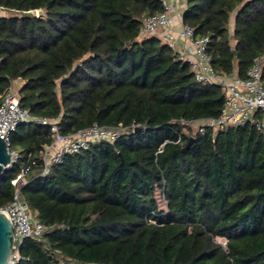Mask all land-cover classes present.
I'll list each match as a JSON object with an SVG mask.
<instances>
[{
	"label": "trees",
	"instance_id": "1",
	"mask_svg": "<svg viewBox=\"0 0 264 264\" xmlns=\"http://www.w3.org/2000/svg\"><path fill=\"white\" fill-rule=\"evenodd\" d=\"M0 7L11 12L0 14V104L21 80L20 105L57 118L62 134L139 125L40 176L32 162L51 131L16 127L10 148L19 161L0 178V208L13 198L21 165H31L22 196L51 225L44 241H23L17 264H264V135L247 123L173 142L184 129L179 119L218 116L225 93L197 80L160 37L140 35L161 0ZM183 22L196 38L209 37L216 72L244 79L261 58L264 81V0H188Z\"/></svg>",
	"mask_w": 264,
	"mask_h": 264
},
{
	"label": "built area",
	"instance_id": "2",
	"mask_svg": "<svg viewBox=\"0 0 264 264\" xmlns=\"http://www.w3.org/2000/svg\"><path fill=\"white\" fill-rule=\"evenodd\" d=\"M163 10L144 19L140 32L141 36L157 35L168 43L181 60L188 61L197 78L205 83L220 84L225 93L224 106L218 116L203 117L194 120L184 118L179 121L184 125L183 132L178 135L174 143L182 142L183 133H205L218 131L230 127L254 124L264 135V81L262 80V59H256L247 78H240L235 73L224 74L215 71L211 58L207 52L209 37L196 38L194 30L183 22L184 11L187 6L182 0H161ZM2 8V7H0ZM4 9V8H3ZM179 24L178 36L187 44L177 48L176 39L170 34L173 25ZM21 123L46 126L50 129L53 141L46 144L42 150L41 161L32 162L39 166L37 176L46 175L51 166L61 163L67 154L77 153L90 148L93 143L100 141L114 142L122 134L127 133L139 125L106 126L95 123L73 134H62L58 119L53 117L37 116L28 108L22 107L19 102L18 89L12 84L2 97L0 104V136L5 139L11 162L8 168L19 161V153L10 148L12 132ZM169 141V140H168ZM167 142V141H166ZM31 172V165H21L18 174L12 179L14 194L11 202L0 208L10 219L13 225V252L8 264H17L20 260L19 247L25 239L31 238L38 242L45 240V234L51 225L45 224L37 218L28 201L22 196V186L27 183Z\"/></svg>",
	"mask_w": 264,
	"mask_h": 264
},
{
	"label": "water",
	"instance_id": "3",
	"mask_svg": "<svg viewBox=\"0 0 264 264\" xmlns=\"http://www.w3.org/2000/svg\"><path fill=\"white\" fill-rule=\"evenodd\" d=\"M38 17H46L47 9L40 8L35 11ZM193 137L190 138V141ZM11 156L5 139L0 136V178L4 171L9 167ZM13 225L8 216L0 211V264H8L13 252Z\"/></svg>",
	"mask_w": 264,
	"mask_h": 264
},
{
	"label": "crops",
	"instance_id": "4",
	"mask_svg": "<svg viewBox=\"0 0 264 264\" xmlns=\"http://www.w3.org/2000/svg\"><path fill=\"white\" fill-rule=\"evenodd\" d=\"M182 2L184 4H186L185 0H182ZM179 29H180V25L179 24L173 25L171 27V29H170L171 36L176 39L177 48H181L183 45L187 44L184 40L179 38V36H178ZM20 85H21V82H19V85H18V82H17V85H15V88L19 89Z\"/></svg>",
	"mask_w": 264,
	"mask_h": 264
},
{
	"label": "rangeland",
	"instance_id": "5",
	"mask_svg": "<svg viewBox=\"0 0 264 264\" xmlns=\"http://www.w3.org/2000/svg\"><path fill=\"white\" fill-rule=\"evenodd\" d=\"M11 12H8L6 9H3V8H0V14H5V15H8V14H10ZM232 32H233V27H231V29H230V33L232 34ZM17 82H18V85H19V82H21V80H17L16 82H14V86L15 85H17ZM217 241L219 242V243H222L223 245H225V243H226V240L224 239V238H222V237H219V238H217Z\"/></svg>",
	"mask_w": 264,
	"mask_h": 264
}]
</instances>
